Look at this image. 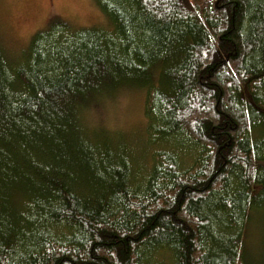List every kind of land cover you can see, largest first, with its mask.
<instances>
[{"label":"trees","instance_id":"obj_1","mask_svg":"<svg viewBox=\"0 0 264 264\" xmlns=\"http://www.w3.org/2000/svg\"><path fill=\"white\" fill-rule=\"evenodd\" d=\"M95 2L0 43V264H264V0ZM125 88L139 141L84 124Z\"/></svg>","mask_w":264,"mask_h":264},{"label":"rangeland","instance_id":"obj_2","mask_svg":"<svg viewBox=\"0 0 264 264\" xmlns=\"http://www.w3.org/2000/svg\"><path fill=\"white\" fill-rule=\"evenodd\" d=\"M54 21H65L77 28H112L95 0H0V43L8 54L18 56L27 49L36 33L47 29ZM144 110V92L125 88L90 107L84 124L90 129L108 130L112 140L120 131L117 140L125 135L139 141L146 124ZM145 156L142 153L141 157ZM249 230L247 245L255 251L257 246L261 247L263 236L253 228ZM259 247L257 252L261 250Z\"/></svg>","mask_w":264,"mask_h":264}]
</instances>
